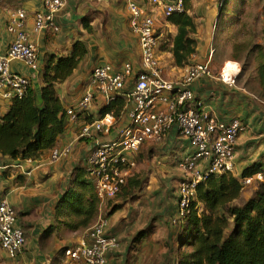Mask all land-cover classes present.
I'll return each instance as SVG.
<instances>
[{
  "label": "crops",
  "instance_id": "0c3cea01",
  "mask_svg": "<svg viewBox=\"0 0 264 264\" xmlns=\"http://www.w3.org/2000/svg\"><path fill=\"white\" fill-rule=\"evenodd\" d=\"M44 1L0 0V54L5 55L15 39V34L8 31V25L17 12L24 10L27 13L25 31L39 50L40 69L34 71L18 61L12 62L11 68L27 76L38 93L47 57L68 55L78 41L86 43L88 54L73 75L57 87L66 110L76 106L85 95L98 66L110 64L120 70L130 63L135 69L134 76L140 71L141 49L138 37L131 29L128 0H64L66 5L55 19L60 32L49 29L37 33L36 14L44 9ZM137 1L147 6L150 4L149 0ZM189 14L197 27V51L188 64L178 66L171 51L177 27L164 17L161 8L153 10L161 37L160 56L165 75L176 81L186 74L190 64H210L213 77L197 80L192 86L195 102L223 122L240 119L246 126L237 142L235 160V169L241 175L245 168L256 162L264 164V101L245 88L223 83L222 72L212 64L214 55L210 57V50L219 17V0H192ZM10 105L0 96V117ZM102 106L104 101L98 97L88 111L79 113L76 121H70L57 147L73 144V149L69 156L57 163L50 162L51 151L32 163L4 157L0 153V201L7 199L16 208L18 223L25 228L32 245L54 242L59 248H69L84 240L82 232H71L60 223L63 219L57 217L56 206L70 185L75 168L85 166L89 150L98 143L116 138L115 129L109 136L79 139L84 126L99 119ZM128 123L129 117L125 113L116 126ZM193 153L190 142L173 129L163 140L147 142L136 154L135 173L144 181L147 179L146 187L140 191L135 203L127 204L109 217V232L119 238L120 246L108 254L107 264H171L175 261L179 245L173 221L179 208L178 190L186 176L179 164ZM199 166L200 169L205 167L204 163ZM28 171H31L30 175H27ZM111 210L107 208L108 213ZM36 249L26 248L25 254L11 259L0 245V264H27Z\"/></svg>",
  "mask_w": 264,
  "mask_h": 264
},
{
  "label": "built area",
  "instance_id": "2783aa9c",
  "mask_svg": "<svg viewBox=\"0 0 264 264\" xmlns=\"http://www.w3.org/2000/svg\"><path fill=\"white\" fill-rule=\"evenodd\" d=\"M149 2V6L137 0H128L127 3L131 29L138 37L141 49L140 71L134 76L135 69L130 63H126L120 70L110 64L98 66L93 71L85 95L76 106L67 110L70 121H76L78 113L88 111L98 97L107 105L117 96H123L127 102L125 113L129 117L128 124L117 127L119 119L113 114H106L86 124L79 134V139L85 140L109 136L115 129L117 131L116 138L96 144L85 158V168L100 200V215L87 229L84 240L78 246L66 248L64 254L67 264H107L108 254L119 248V238L109 232L107 204L117 198L134 175L137 168L135 156L147 142L161 141L176 129L194 148V153L179 164L186 176L178 190L179 208L173 224L185 216L201 182L211 176L235 170L237 142L246 126L240 119L223 122L195 102L192 86L197 80L213 77L210 64H190L186 74L176 81L169 80L165 75L160 56L161 37L158 35L153 10L161 8L164 17L168 19L184 11V0ZM65 5L64 0H45L44 9L36 14L35 32L49 29L60 32L55 19ZM26 19L27 13L24 10L13 16L8 31L15 34V39L8 52L0 54V96L7 101L23 99L31 88V80L27 76L12 70V62H21L34 71L40 69L39 50L25 31ZM213 55L214 50L210 51V57ZM225 69L220 75L222 82L235 87L236 74L240 70L232 66L228 77ZM72 149L73 144L55 148L51 151L50 162L54 164L66 158ZM26 161L32 163L34 160ZM200 163H204L205 167L200 169ZM263 176L260 173L243 179L245 188L258 179L262 180ZM26 243V234L18 223L16 208L7 199H3L0 201L2 249L14 259Z\"/></svg>",
  "mask_w": 264,
  "mask_h": 264
},
{
  "label": "trees",
  "instance_id": "16d2710c",
  "mask_svg": "<svg viewBox=\"0 0 264 264\" xmlns=\"http://www.w3.org/2000/svg\"><path fill=\"white\" fill-rule=\"evenodd\" d=\"M184 2V11L168 18L177 27L171 51L178 66L188 64L197 51L194 37L197 27L189 14L192 0ZM221 4L217 26L221 25L223 30V26L232 28L241 20L237 11L245 0H235L232 4L225 0ZM262 41L254 51L258 54L256 71L264 94V30ZM87 54L86 43L78 41L68 55H49L39 93L31 86L23 99L8 101L10 108L0 117L1 155L14 160L35 161L45 152L57 148L70 123L68 109L57 87L73 75ZM126 106V99L117 96L100 108L99 117L113 114L120 119L127 110ZM260 173L264 174V164L256 162L245 168L241 175L230 172L211 176L197 186L196 197L185 216L173 224L179 247L171 264H264V185L260 183L262 185L251 198L238 203L248 188H245L243 179ZM140 178L134 172L116 199L122 198L126 202L134 199L145 183ZM70 182L57 203L56 215L63 219L60 223L68 230L78 232L97 221L100 200L85 166L75 168ZM119 209L120 205L112 207L107 217Z\"/></svg>",
  "mask_w": 264,
  "mask_h": 264
},
{
  "label": "rangeland",
  "instance_id": "374dc122",
  "mask_svg": "<svg viewBox=\"0 0 264 264\" xmlns=\"http://www.w3.org/2000/svg\"><path fill=\"white\" fill-rule=\"evenodd\" d=\"M224 1L225 0H219V16L222 8L221 2ZM234 1L235 0H228L230 4H232ZM237 12V14H239V20H241L238 21L234 26H232V28L223 26L225 29L223 30L222 27H220L221 25H218L214 28L215 37L213 40L212 48L210 50H214V58L212 64L215 66V69L217 71L221 72V69H224L227 64H229V66H231V64H233L232 66H236V68L240 70L238 74H236V85L251 91L256 97H258V99L264 101V94L262 93L261 87L259 85L258 75L256 71V58L258 54L256 53V51H254L256 46L262 44L263 42L262 37L264 30V0H245V4L241 5L239 7V11ZM239 12L243 14H240ZM234 63L238 65H235ZM234 173L238 175L241 172L239 173L235 169ZM140 179L144 180L143 178ZM263 180L264 176L262 177V180L258 179L257 182H254L253 185L243 191L242 198L238 203L242 204L244 201H247L249 198H251L254 195L255 191L262 184L264 185ZM146 183L147 179L144 185ZM145 187L146 185L143 186L142 189ZM139 193L140 191L136 192L134 195V199L129 200V202L124 201L122 198H118L113 203L109 204L108 208L111 209L116 205H120L122 208L127 204H133L138 200ZM23 229L25 231V228ZM80 232H82V236L85 237L87 229L80 230ZM26 238V246L19 254V256L22 253L25 254L27 252L26 248H37L35 250V255H32L33 258L31 257V260H27V264H67V258L65 257L64 251L68 247L59 248L57 247V245H54V242L50 245H44V243H40V245H32V243H30L32 239L28 238L27 234ZM19 256H17L16 258H18Z\"/></svg>",
  "mask_w": 264,
  "mask_h": 264
},
{
  "label": "bare ground",
  "instance_id": "6f19581e",
  "mask_svg": "<svg viewBox=\"0 0 264 264\" xmlns=\"http://www.w3.org/2000/svg\"><path fill=\"white\" fill-rule=\"evenodd\" d=\"M232 65L233 64H231V66H229V64H227L225 67H226V69H225V75H227L228 77L230 76V73H231V71H232ZM229 66V67H228ZM224 67V68H225Z\"/></svg>",
  "mask_w": 264,
  "mask_h": 264
}]
</instances>
